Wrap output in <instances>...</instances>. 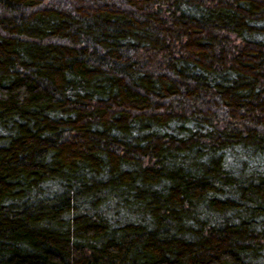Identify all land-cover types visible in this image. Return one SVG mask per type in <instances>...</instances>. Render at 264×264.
Returning <instances> with one entry per match:
<instances>
[{"label": "trees", "instance_id": "16d2710c", "mask_svg": "<svg viewBox=\"0 0 264 264\" xmlns=\"http://www.w3.org/2000/svg\"><path fill=\"white\" fill-rule=\"evenodd\" d=\"M0 264H264V0H0Z\"/></svg>", "mask_w": 264, "mask_h": 264}]
</instances>
